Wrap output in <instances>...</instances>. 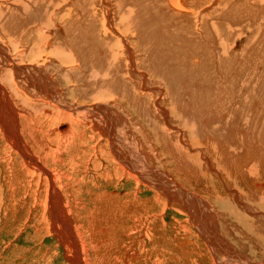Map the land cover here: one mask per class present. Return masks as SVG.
Segmentation results:
<instances>
[{
    "label": "bare ground",
    "instance_id": "1",
    "mask_svg": "<svg viewBox=\"0 0 264 264\" xmlns=\"http://www.w3.org/2000/svg\"><path fill=\"white\" fill-rule=\"evenodd\" d=\"M209 2L0 0V141L3 144L0 155L9 160L0 159V166L8 176L15 173L18 177L15 181L7 177L12 183L5 187L12 193L17 186L22 194L28 195L24 203L32 201L33 208L39 205L41 211L47 208L43 200L49 198L47 210L50 209L53 219L57 216L62 222L64 243L72 231L66 225L70 218L65 213L61 193L79 197L81 188L78 185L70 191V186H74V178L66 175L70 171L83 175L78 180L87 193H98L95 198L98 204L106 202L113 209L110 228L98 224L95 208L86 212L87 231L99 241L111 238L113 241L105 244L111 252L118 247L116 234L131 236L139 231L138 224L143 225L145 238L151 242L149 226L161 215L153 214L151 218L150 211L156 206V199L162 197L170 203L186 204L192 226L200 229L209 251H215L217 257L221 255V264H230L237 257L244 261L242 264H252L243 255L245 251L239 252L238 244L237 248L231 247L229 225L223 223L217 227L212 210L200 196L186 190L184 181L199 180L197 155H194L198 136L216 149L225 145L237 153L234 157V151L218 150V156H224L227 163L215 165L217 171L205 156L207 151L204 152L203 167L209 173L221 171L220 181L225 180L223 176L227 174L222 171L228 167L243 172L247 162L254 159L246 155L249 153L244 144L246 138L259 139L263 132L262 128L257 130L261 118L257 111L264 109V36L260 34L264 30V0H221L215 8L207 9ZM252 35H255L253 40ZM242 41L245 46L239 48ZM203 72L211 78L203 81ZM19 103L29 110L27 114L19 109ZM79 116L90 127L91 135L86 139L78 133L82 120ZM146 121L160 126L162 143H157L159 135L146 127ZM56 124L70 126L62 125L63 131L58 132ZM250 124L256 130L244 132ZM161 155L163 158L159 160ZM112 165L114 173L110 171ZM118 167L122 170L121 177L140 183L144 194L153 191L152 200H139V194L132 191L123 198L101 192L113 182ZM170 169L180 176L183 185L173 178ZM229 172L232 174V170ZM254 187H260L261 190L255 191L264 196V181ZM234 197L237 198L236 194ZM243 197L248 201L246 195ZM13 201L11 212L15 214L22 200ZM26 208L20 210L24 212ZM241 209L237 208L236 213ZM35 213L39 215L38 211ZM41 218L37 216L34 221L38 223ZM127 221L131 224L124 226ZM158 223L165 226L163 219ZM247 223L243 227H248ZM239 231L241 237H248L243 228ZM72 246L74 250L79 248L77 239ZM130 246L124 253L135 260L138 252ZM188 246L193 247L190 243ZM73 261L83 264L79 255Z\"/></svg>",
    "mask_w": 264,
    "mask_h": 264
},
{
    "label": "rangeland",
    "instance_id": "2",
    "mask_svg": "<svg viewBox=\"0 0 264 264\" xmlns=\"http://www.w3.org/2000/svg\"><path fill=\"white\" fill-rule=\"evenodd\" d=\"M209 1L210 2L208 3L207 9L215 8L216 6H218V3L221 0H216L215 3H212V1L214 2V0H209ZM260 34L264 36V30L261 31ZM254 37H255V35H252L251 40H253ZM242 43H243V41H242ZM244 46H245V42L239 48H242ZM239 48L235 49V51L239 52L238 51ZM201 77L203 78V81H205L207 78H211V77L207 76V74L205 72H203L201 74ZM263 106H264V103H263ZM19 109L26 111V114L29 112V110L23 108L20 103H19ZM257 114H259L261 116L257 130H260L262 128V131H263L262 135L260 136L259 139L255 138V137H248V138H246V143L244 144V148L246 149V152L249 153L246 155L251 156L252 159L253 158L255 159V160L253 159V161L250 160L248 162L252 163L253 165L258 163L255 165L256 168H255V166L254 167L251 166L252 164H249L248 162L246 164V169L244 170L245 172L244 171L243 172L233 171V169H230L229 167L227 168L224 166L225 168H227L226 169L227 171H222V173L227 174V175L223 176V180L225 179L224 181H220L219 178L221 176V171H219L220 173H217L219 175H217L216 173L211 172V171H210L211 173H209V170H207L206 168L203 167L204 166V164H203L204 159L203 158L205 156L207 158H209L210 162H211V167L213 166L212 169L218 171V169L216 168L215 165L220 166L221 163H223V162L227 163V161H225V159H223V158H225L224 156L220 157V156H218L219 153H216V152H218V150H219V152H221L223 149H225L227 147L225 145H223V146L218 145L217 148H219V149H216L215 146L214 147L211 146L212 144L203 143V141L201 140V137L198 136V141L195 144V149L197 152L194 155H197V161H198L197 169L199 170L197 177L199 178V180L195 181V180L190 179V182L191 181L192 182L190 183L189 181L188 182L184 181L185 182L184 185L186 187V190H189L191 193H194L196 196H200L202 198V200L205 201L206 205L209 206L210 211L212 210L211 213L217 219L216 220L218 222L217 227H218V225L223 226V223H227L226 225H229L230 232L232 234L230 236L231 240L229 243L231 244L232 248H233V246L237 248V246H235V245L238 244L239 247L237 249L239 250V252L242 253L243 251H245L244 252L245 254H243V255L244 256L246 255L247 258L251 259L252 264H264V216H263V214H264V199H263L264 196L261 194L262 195V197H261L260 193H257L255 191L258 189L261 190L260 187H256V188L254 187V184L257 185V184L264 181V177H263V175H264V169H263L264 168V109L257 111ZM56 117L59 118V115H56ZM78 118H79V120L82 119L81 121L78 120L79 124H80L78 126L79 127L78 133L80 135H83V137L86 139V138L90 137V135H91L89 124H87L88 122H86L85 119L82 118L81 116H79ZM80 122H82L83 124ZM133 123L137 124V122L135 120H133ZM86 124H87V126H86ZM144 124L146 125L147 128L153 129L157 133V135H159L157 143L158 144L162 143L160 133H159L160 126L157 124H153L149 121L144 122ZM62 125L70 126L68 124H60V125L56 124L55 128L58 132L63 131L62 127H61ZM175 125H177V122L175 123ZM81 126L83 128H81ZM84 126H86V127H84ZM251 129L256 130L254 128V126H252V124L247 125L244 129V132L250 133ZM134 130L136 131L137 129L134 128ZM1 142L2 141H0V149L3 148L2 147L3 144ZM156 147H157V149H159L158 146H156ZM209 148H210V150H209ZM227 149H229L230 151H234L235 152L234 157H237V153L233 147L227 148ZM201 150H204V151L202 152ZM204 152H206L205 156H204ZM161 153H165V151L161 152ZM161 157H162V155L159 157V160H161L163 158V157L162 158ZM164 157H167V155H164ZM217 157L220 158V159L218 158V161H217ZM0 159L3 162L9 161L7 158L5 159V156L1 157V155H0ZM167 159H168V157H167ZM167 159H165V158L163 159L164 163L166 162ZM170 160H172V159H170ZM170 160H168L169 163H171ZM259 161H261L262 163H260ZM258 167H261V169H259ZM113 168L114 167L112 165V169H110V171L114 173ZM252 168H254V169H252ZM57 170L58 171L60 170L61 172L64 171V169H59V168H57ZM231 170H232V174H231V172H229ZM248 170H249V172H246ZM250 170L251 171L253 170L254 173H252V172L250 173ZM116 171H117L116 172L117 175L115 178H112L113 182L110 183L111 185L109 184L108 187H104V189H101L102 190L101 192H106V191H107V193L111 192L110 193L111 196L112 195L113 196L119 195L118 197L123 198L122 196L126 195L127 192L131 193V191H132V192L139 194V196H138V198L140 197L139 200L140 199L141 200H145V199L146 200H149V199L152 200V197L154 196L153 191H147L144 194L141 190V184L140 183L139 184L136 183L139 186L138 187L135 184V181L127 180V179H124L123 177H121L122 170L119 169V167H118V169H116ZM205 171H207L208 173ZM170 172L169 173L172 174L173 178L177 182L181 183L180 176L177 175L175 172L171 171V169H170ZM226 172H228V173H226ZM259 173H260V175H259ZM66 175L74 178V180L72 181V184H74V186H70V188H71L70 191L73 192L74 187H77L78 185H79V187H81L79 190V193H78L79 197H75V196H73L72 193L69 194V193H66L65 191H63L61 193V196L63 197L62 204L64 203L63 207L65 208V213L68 215V218H70V221L67 222L66 225L72 231V232L69 231V235H71V236H68L67 240H68V242H71V240H72L73 244H72V242H71V244L74 245V240L77 239V243L80 245L79 248H81L79 253H77V251H79L78 250L79 248L74 250L72 248L73 246L71 244L69 245L68 242L64 243L65 240L61 236V231L64 232V227H63L62 222L57 220L58 219L57 216H55V218L53 219L54 216L49 214L50 209L47 210L49 208V198H46V200L45 199L43 200L44 207L47 206L45 211L39 210V209H41L39 207V205H36L37 206V207H35L36 209L33 208L32 201H30V200H29L30 201L29 204L24 203L23 199L28 195L22 194L21 190L19 191L15 184H14L16 186L15 192L11 193L10 189L9 190L6 189V187L9 188L8 183H12V182H10L11 180L9 181V179L11 178L13 181H15L14 179L18 178L17 174L13 173L10 177V176H8V172L6 171V173H4L3 169H1V166H0V264H73L74 263V261H73L74 256H78V255L80 256V259H81L83 264L84 263L85 264H221V261H222L221 255H219L218 256L219 258H218L217 253L215 251H214V253L213 252L211 253V251H209V248L205 245V243H206L205 240L201 237L200 229L195 225L192 226L193 220L186 213V209L184 207L186 204H181V203H176V202L170 203V202H167V200L165 198H162V197H159L156 199V206L154 204V208H152L150 211L151 218L153 217L152 216L153 214L161 215V216L157 217L158 220L151 221V224L149 226V230H150V234H151V242L149 239L145 238V232H146V231H144L145 228L141 227L143 225L138 224L137 226L139 229V231H138L139 233L137 232V233L133 234L135 236L131 235V236L126 237V235L124 233H121V232H118L116 234L115 244L118 241L117 242L118 247L114 250L115 252L113 251L114 253L111 252L109 249L106 248V245H105L106 243L109 244L110 242L113 241L111 238L107 237L108 239H105L106 237H104V239L102 238L99 241L98 237L96 238V236H95V238H96L95 239L94 236L92 237V235L89 234V231H87V229H88L87 223L88 222L86 221V212L88 210H92L95 208L97 210L96 211V216H97L96 221L98 222V224L100 223V225H101L103 223L102 226L104 225L105 228H110L109 226H111V224L113 223V220H112L113 215H111L113 209L109 208L111 206L106 204V202H104L105 205H103L102 203L98 204L99 202L95 201V198L97 197L98 193H87V191H85V190H87V188L81 184L80 180H78L81 178L80 176H83V175H76V173H73L70 171H68V174H66ZM7 177L9 179H7ZM5 180L7 183L5 182ZM36 181H37V179H35L33 182H36ZM193 181H195V182H193ZM4 182H5V184H3ZM115 182H116V184H115ZM197 182H198V184H197ZM13 183H15V182H13ZM252 188H253V190H252ZM136 189L139 191H137ZM250 190L252 191V193ZM262 190H264V189L262 188ZM11 194L13 197L11 196ZM88 194L90 196L91 195H93V196L90 197V196H88ZM234 194H236L237 198L234 197ZM256 194H258L260 196V198H258ZM67 195H68V197H67ZM243 195H246L247 199L249 198L248 201H246L244 199ZM254 195H256V196H254ZM238 196H240V198ZM14 197L16 199L22 200L21 203L19 202V204H22V206L19 209H15L17 211L19 210V212L15 213V214H14V212H11L13 204H14V201H13L15 199ZM90 198L92 199L91 201H90ZM261 198H262V200H261ZM161 199H163V200H161ZM239 200H240V205H239ZM165 201H166V203H164ZM241 203H243L242 204L243 207L241 206ZM179 204L181 206L183 205L184 208L181 207ZM187 204H190V202L188 201ZM244 205H245V207H244ZM97 206H99V207H97ZM248 206H250V208ZM23 207L24 208L27 207L24 212L22 210H20ZM100 207H102V208H100ZM104 207H106V208H104ZM158 207H160V208H158ZM241 207H242V209H241ZM9 208H10V210H9ZM164 208H165V211L162 210ZM178 208L181 209L182 210L181 212H183V213H180V210ZM237 208L241 209L242 211L239 213L238 212L236 213ZM243 208H246V209L244 210ZM31 209H35V210H33L34 213H32V214L29 213L31 211ZM106 210H107V213L105 215ZM36 211L39 212V215L35 213ZM41 212H42V215H41ZM28 213H29V215L25 216ZM73 213H75V214H73ZM37 216H40V218L42 217L41 219H39L40 222L38 221V223L36 221H34V219ZM58 216H59V214H58ZM49 217H51V220ZM258 217H260V218H258ZM257 218H258V221H257ZM74 219H76L77 221L74 222L73 221ZM103 219H105V222ZM160 219L164 220L165 226L158 223V222H160ZM19 220H21V221H19ZM245 221L249 222V223H247L248 227H243V223H245ZM255 221H256V223H258V222L259 223L256 224ZM130 222L131 221H127L126 223H124V226L125 225L129 226L131 224ZM50 223H51V225H50ZM104 223H106V224H104ZM53 224H55V225H53ZM70 224H71V226H70ZM196 224L198 225L197 222H196ZM44 226H46V227H44ZM55 226H56V228L58 227V229H55ZM233 226L238 227L237 231L239 232V234L234 229ZM158 227H161L162 231H159V229L161 230V228H158ZM179 227H181V228H179ZM187 227H189L188 230L183 229V228H187ZM78 228H79V230H76ZM242 228L247 233V235H246V236H248V237H246L247 239L244 238L245 236L241 237V232L239 231V229L241 230ZM189 230H190V232H188ZM248 230H250V231H248ZM45 231H47V232H45ZM252 231H253V233H252ZM258 232H260V233L258 234ZM57 233H58V235H57ZM251 233L253 236L251 235ZM261 233H262V235H261ZM236 234H238V235H236ZM123 235H125V236H123ZM182 237H184V238L182 239ZM117 238L119 240H117ZM163 241H164V243H163ZM184 241H185V244H184ZM246 241H247V243H246ZM169 242H171L172 244H170ZM180 242H182V243H180ZM186 242H188V244ZM254 242H258L259 244L254 243ZM101 243H102V245H101ZM189 243L193 247L188 246ZM240 243H242L243 245H241ZM251 243H253V244H251ZM174 244H175V246H174ZM247 244H248V246H247ZM94 245H95V247H94ZM137 245H139V246L136 247ZM177 245H178V247H177ZM129 246L132 247L131 250H133L135 253L138 252L137 254L139 256L135 260H133L132 258H131L132 259L131 260L130 256H128L127 254L124 253L126 251L125 248L129 247ZM240 246H241V248H240ZM242 246L245 248V250L242 248ZM69 247L71 248V250ZM180 247H183L184 248L183 251H186V252L184 253L183 251H181L182 249ZM185 247H186V249H185ZM137 248H138V251L136 250ZM236 248H234V249L238 252V250ZM119 249H120V251H119ZM187 249H189V250L187 251ZM140 250H141V252H140ZM188 252L190 255L188 254ZM73 253L75 255H73ZM106 254H107V256H106ZM71 255H72V258H70ZM122 256H125V257L123 258ZM212 257L215 259L213 260ZM144 258H145V261H144ZM240 259H241L240 257H237L236 260L233 259L232 262H229V263L230 264H237L238 262H239L238 264H240V263L242 264V262L244 263V261L242 259L241 260ZM147 261H149V262H147ZM233 261L234 262L236 261V262L234 263ZM222 264H224V263H222Z\"/></svg>",
    "mask_w": 264,
    "mask_h": 264
}]
</instances>
